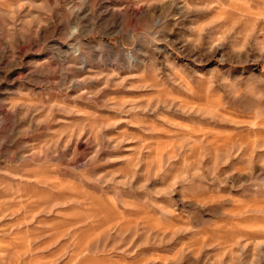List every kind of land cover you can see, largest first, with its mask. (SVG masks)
I'll use <instances>...</instances> for the list:
<instances>
[{"label":"rangeland","instance_id":"374dc122","mask_svg":"<svg viewBox=\"0 0 264 264\" xmlns=\"http://www.w3.org/2000/svg\"><path fill=\"white\" fill-rule=\"evenodd\" d=\"M0 264H264V0H0Z\"/></svg>","mask_w":264,"mask_h":264}]
</instances>
